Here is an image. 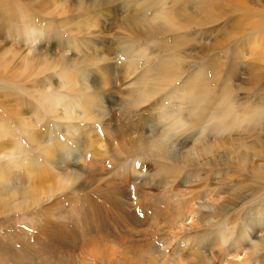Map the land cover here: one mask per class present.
Instances as JSON below:
<instances>
[{"label": "bare ground", "instance_id": "obj_1", "mask_svg": "<svg viewBox=\"0 0 264 264\" xmlns=\"http://www.w3.org/2000/svg\"><path fill=\"white\" fill-rule=\"evenodd\" d=\"M151 2L152 4L149 1L143 3V5L140 6L137 10L130 9V5L127 4L126 10L124 11L123 10L120 11L117 8L118 5H122V4L118 3L117 6L116 4L112 6L111 0H76L77 3L76 7L82 6L84 7V9H86L88 7V6L86 7V5H89V8L92 11L93 9L94 11L95 9H99V11L105 9L108 12V14L112 13L113 18L118 17L117 21L121 24L120 27L122 29H125L133 36V43H138L139 41L157 39L154 43V48L158 55H163V58L159 60L156 69L152 68V66L149 69H147L148 71L153 72L149 76V79L147 80L149 82L148 87L146 86L145 78L141 79L138 77L134 80L136 82L143 81L145 83L144 88H142L144 90L143 93L142 91L134 92L138 95L135 103L136 104L142 103L143 99L147 98V93H151L155 90H160L165 94L164 95L165 98L171 102L172 106H176L177 109L179 107L182 113L186 111L190 115L191 113H193L191 117L195 118V120L189 123L186 122L185 123L186 127H184V129H182L179 132L177 131L175 134L170 136L169 134L165 133V130L163 128H161V131H159L158 129H152L150 126H149L151 129L150 132L145 131L142 133L143 131L142 123L140 119H137L136 117L137 120H133L130 123L119 124L117 128L115 127L111 128L112 129L111 138H112V142H114V139L118 141L117 148L119 150H124L125 148L140 150L143 151V153H148L149 154L148 157H152L153 159H155V163L157 165L154 163L153 166L154 174L155 173L159 174V176H162V178L165 180L170 179L172 184L185 187L184 190H180V191L177 190L174 192V195L173 194L172 195L178 200H186L188 208L184 210L183 206L181 207V205H176L174 206L176 207V211H174L173 213H171L170 211V213L167 214L166 208L164 207L163 203L158 204L156 207H154V204L149 202L157 196L156 194L152 193L151 191L142 189L138 186L136 187L134 186V188L130 187L128 184V186L130 187L129 189L128 188L124 190L118 189L117 192L112 193L111 198L114 202V205L109 204L107 201L109 199L107 198H102L105 201L102 200L101 203L99 202L95 203L93 202V200H88L89 198L86 201L82 202L80 198L81 205L78 208H74L72 211L70 210L71 211L70 213H66V216L68 217V220L70 221L71 225H66V226L62 225L64 223L63 222L60 223V221L58 223H55L54 221L52 222V219L49 220L50 215H47V212H45L47 210L46 208H44L42 211L39 210L41 214V218L42 220H45V223L44 225L41 224L38 227L37 232L35 233V237H34L36 240L35 242L38 243V247L40 248L38 250L47 251V253H51V251H53L52 250L53 248L59 249L65 255L73 257L72 262H70L69 264H131L134 262V260L132 259L134 254L135 255L136 253L152 254L154 252L158 253L161 259H165V261H168V263L166 262L167 264H188V263L189 264H259V261H261L260 256L261 254L263 256L262 252H264V225L259 226V224L257 223L255 224L251 221H247L245 217L240 218L238 220V216L241 215H238L236 217L237 214L235 213L236 210L238 213L242 212L244 205L248 204L246 203L247 200L246 196L243 194V189H242L243 187L236 186L234 188H238L239 191L236 192V189L232 188L235 191L233 192L232 189H228L227 187L221 185L223 183H218L216 185H213L211 183L208 184V181L206 179L203 182L202 179H197L196 182L198 183L199 186L196 187L197 184L196 183L193 184V182H191L188 179L190 178L191 174L187 178V180L189 181H185L184 185L183 183H181L182 179L181 180L179 179L181 176L182 169H185L186 167L195 166V168L196 167L203 168V166L204 167L209 166L208 169H211L213 167L215 168L216 166L217 167L226 166L230 164L229 160H231V158L233 157V153L237 154V156H240V158L238 159L239 162L244 163V165H246L245 162L247 161L245 159L246 157L243 158L244 156L242 155L244 152L245 153L247 152L246 151L247 149L254 150L256 158H258L261 161H264L263 137L258 138V136H256L257 137L256 141L253 142L251 147L247 148V146L243 142H238L237 140L236 142H231L229 135L232 131L238 130L242 126L246 127V124L244 125V123H247L248 121H253V126H251V129L257 128V124H255V122L260 121L261 118L263 117L262 109L258 110V108H256L251 111H243L240 113V115L239 114L236 115L237 111L233 107L234 104H232L234 102L232 98V91L228 83V79L223 81L222 84L224 88H222L220 90V93L217 94L215 93L211 80L208 78L209 76L207 77V70L208 69L210 70V68H212L215 64V62L213 60H210L209 58H206L203 64H199V67H197L191 75L185 77L183 76L184 73L183 71H185L187 68L183 69L180 49L184 47V43H183L184 39L183 36H180L179 34L187 31H191V29L194 28L205 27L207 26L206 24H208L209 21H213L214 19L213 11L216 8L215 0H151ZM0 3L2 5V7L0 8L4 9V13L0 16V31L6 30L8 33L10 32V30H13L15 36L11 35L10 39L14 43L15 42L25 43L27 40H30L31 44H33V42L36 39H39L42 34L48 35L49 32L47 30L49 29L46 28L51 29L53 23L51 21L50 23L47 21L48 23L47 26H43V25L39 26L38 24L35 23V21L41 20L42 18L44 19L46 16L50 15L51 13L54 15L53 17H55L56 10L59 8V5L57 9L55 8L57 5L55 3L56 5H54L55 7L53 6V8L56 10L48 11V9H50L52 5L48 4V6L45 7L42 3L35 2L36 4H32L34 5L33 10L36 12V14H38V16L35 17V13L31 14L29 12H25L27 10L24 11L23 9H20L19 8L20 6L19 7L13 6L6 0H0ZM140 3L141 0H136V4H140ZM62 7L64 9V6ZM68 7L69 6H67V8ZM67 8L64 9L65 12L63 11L62 8L59 10L60 12L62 10V13L60 14L61 16L69 12V10L66 11ZM77 9L80 10L81 12L84 11V9H82L83 11L79 8ZM85 11H88V9ZM91 14H93V12ZM32 16L35 17V20L33 18L34 22L32 20ZM86 20L83 23V25L87 22ZM93 21L91 20V23H95ZM64 22H66L65 19ZM34 23L39 28V31L35 27ZM231 26H232L231 28L235 30L234 34L232 32L231 33L233 35H231L230 32H229L230 34L228 32H224L225 35L223 37L225 44L226 43L230 44L233 43L234 41L236 42L240 37H237V34L235 35V32L236 33L239 32L240 34V32L247 26L253 29V31L257 29L258 30L264 29V20L263 21L259 20L257 22H249L246 20V22H241V20L237 19L236 21L234 20L231 22ZM85 27H88L87 24ZM89 27L86 29H89ZM95 27L99 28V24L96 25ZM86 29L85 31H88ZM90 33L91 32H89L88 35ZM56 34L57 33L53 35L55 36ZM95 34L100 35L101 33H99L98 30V32L97 33L95 32ZM169 34L172 35L171 37L173 39L170 46L164 44L163 39L159 38L161 36H166ZM71 42L72 41H69V44H73ZM97 43L99 44V42ZM243 45L246 44H241L239 49L242 48ZM213 49L214 48H212V50ZM44 50L45 49H43V51ZM2 51H4V49ZM238 52L239 51L237 50V53ZM44 53H48V52H44ZM64 54L65 52L59 51V53H54L51 56H48L46 54L43 57H37L36 61H38L37 64L39 65L40 68L31 71V76H29L33 78V85H30V88H27L26 82L21 81L22 83L25 84V90L20 89L21 91L17 93L15 92L18 95L20 94L19 97L20 99L13 100L14 103L13 101L11 102L8 100H0V130H1L0 142L4 141V139L7 138L6 133L2 131V129L6 128V125L19 127L26 142L25 145L14 144L12 146L11 145L9 146L7 141L6 142L7 146L3 148V150H5L4 157H6L8 160L7 162H5L7 166L2 170V172H0L1 173L0 181L2 180L1 187L4 189V190H0L2 191L0 192V195L2 194L4 195L3 197L4 199L2 202L4 206L9 205L7 203L10 202L14 203L17 201L19 202L13 205V207L19 209L20 208L29 209L31 208V206L32 208H34V206L38 204L40 206L45 202L52 200L50 198H55L57 195L63 192L61 187L53 186L55 184V179L62 180L61 178L67 179L65 183L67 187L66 186L65 187L69 191L73 187L72 184H75L73 182L76 181V185L73 189H76L77 191L79 190L80 192L85 193L87 196L90 194L92 198L94 194L99 193L100 188L98 189V185L101 184L99 183L100 182L99 175H101L102 177L103 174V173L99 174V170H100L99 160L101 157L103 158L104 155H102L101 157L97 156L99 157L98 159H96L95 157L97 154H101L103 151L101 153L94 152L92 143L89 140V138L86 139L87 137H82L79 133V130L82 128H86L87 126H83V125H86L88 123L89 124L95 123L96 126L99 127V116H102L101 114L99 115V93L101 92L102 86H107V85L113 86V83L112 82L110 83L111 79L107 78L108 76L107 73L109 72L110 66L107 65L103 66L102 70L103 69L104 70L101 73H103L104 76H102L101 78H99L100 67L98 66L97 69L98 74H95V78H93L91 83H89V85L91 86L88 85V81H89L88 76L84 74L76 73L73 75L74 78L71 76L69 77L66 76L64 78V81L61 82L58 81V83L52 81V85H54V87H52L51 85L46 87V85L44 84L45 80L51 79L50 77H47V75H50L48 74V71L50 70L51 67H54L55 63L62 66L65 65L68 66L70 63L73 62L72 59L70 61V59ZM4 56H6V54L3 55V57ZM3 57H0L2 58L0 59V61L4 60ZM35 57H36L35 54H32L31 57H29L28 54L22 57L23 58L22 60H25V62L23 61L21 66L23 67V69H25V71L29 69L28 60L34 59ZM96 59L99 58L97 57ZM103 59L105 58L103 57ZM49 60L53 61L52 65L47 63V61ZM7 71H9L10 73V70ZM5 73L8 74L7 72ZM256 73H257L256 68L251 67V69L249 70L250 81H251L250 83H253L254 81L256 82V79L259 80L258 74ZM232 74H233L232 71H230L229 77ZM52 76L54 78V75ZM70 77L73 79H71ZM1 80H5L4 83L13 82L15 78L12 75H9L8 77H4V75H1L0 81ZM134 81L132 82V85L135 84ZM21 82L19 79L18 86L19 84H21ZM162 84L163 86L160 87ZM117 87L119 88L121 87V85L120 86L118 85ZM0 88L4 89L5 86H0ZM121 89L122 90L124 89L125 91V88L121 87L120 90ZM130 91L133 92L132 90ZM29 93H31L32 96L35 94V96L38 98V101L36 102L37 104L35 103V107L37 106L38 108L42 106L44 114L41 113L38 115V113L35 112V110L33 109L32 105L30 106L29 104L28 106L26 105L27 107L24 113L22 109L19 110L17 109L19 105L21 106L23 105L24 107V105L27 104L23 101L24 99H21V95H23L24 98L25 95L29 96ZM167 93L173 94L174 98L172 97L167 98L166 96ZM12 94H14V92ZM113 94L115 95V92ZM78 96L79 98H81L80 96H83L84 99L83 102L85 101L84 104H88L91 110L90 111L91 116H89L90 114L87 115L86 111L84 110L85 108L82 107V102L80 105ZM121 97L119 99H121ZM163 103L165 102L163 101L160 102L157 108L164 109ZM101 107H103V105H101ZM26 113L30 114V118H27V116H25ZM149 114L151 113L149 112ZM33 115L36 116L32 118ZM31 119H33L32 122L30 121ZM163 119H164V115L158 116V121ZM229 119L231 120L229 121ZM39 125L42 127L43 130L45 128L46 129L49 128L50 131L52 128L60 129L65 138H63L62 141L57 140L58 141L57 143H55L53 139L48 138L49 136L46 137L48 138L47 140L46 139L42 140L41 137L44 135L42 134L41 136L40 132L35 131L33 129L34 127ZM106 126L108 128L111 125L109 126V124H107ZM104 130L105 129L103 128V131ZM200 130H202L201 133L203 132L204 139L210 138V134L216 135L215 137L218 139L217 140L218 143H212L207 140L201 142L200 140L201 134L198 133V131ZM96 132L98 131L96 130ZM104 133L108 134V131ZM180 137L182 138L185 137V139L186 138L193 139L190 150L185 149L186 144L175 143L176 142L175 140L179 139ZM103 142L102 144H105V141ZM30 145H32V147L36 149V150L33 149V151H38L39 155L41 156L40 159L38 158L39 160L30 158L29 163L24 160L23 162H21L20 160L19 162L18 160H14V161L12 160L10 162V157H14L15 155L24 157V159H29L28 157L31 156V153L29 152V148H31ZM105 145H101V146H105ZM3 150L2 148H0V152H3ZM86 153L92 154V156L94 155L95 157H93V159L90 158L91 160L87 162L84 158ZM219 154H220V161L218 162V164H216L214 162L215 156ZM200 160H202V162H199ZM101 162L103 161L101 160ZM232 163L234 164L235 161H233ZM32 164H34L33 168H31L30 166ZM86 164L87 167H89L88 169L86 168ZM17 166L19 168H22L23 171L17 173L18 177L20 178V181L16 182L14 178H16L17 175L13 178L11 175V170L12 169L18 170L19 168L17 169ZM102 168L104 169V167ZM255 168H257L258 170L256 172L258 174L257 177L261 179L263 169L258 167ZM239 170H240L239 171L240 174V172L242 171L241 169ZM89 172L90 174L87 175ZM217 172H215L214 175L216 174L217 176L218 175ZM85 173L87 176L85 175ZM80 179L82 180V185H80ZM219 179L226 180L227 178L223 176V177H219ZM119 181L122 183L126 182V180H124V182L122 180ZM102 182L104 183L106 181H102ZM59 183H61V181ZM203 183L205 184V186ZM257 184L259 183L257 182ZM63 185H64V181H63ZM114 185L115 184H113L112 187H114ZM187 185L190 186V188H188ZM194 187L196 189H192ZM263 188L260 191V187H258L255 193L253 194L254 197L257 194H261L262 192L264 194ZM65 191L66 189L64 190V192ZM51 207H53V204L51 205ZM149 210L151 211L150 214H148L147 212ZM53 211L55 212V210ZM54 212L52 213L53 215ZM246 214H248V212ZM53 215L52 217H54ZM61 218L64 219L63 217ZM108 218H110L114 222V224H116V226L118 225L121 228H123V230L127 234H131L134 237L132 241H134L137 245L129 246L130 242L128 240L125 241L127 244L125 245L122 240L116 241L115 237H114L115 241L113 240L107 241L108 238L106 236H102L103 232H100L99 230L101 228V224L103 223L109 224ZM75 222H78L79 224ZM232 222L233 223L239 222L238 236L235 231L236 236L234 240H232V236H234L232 235V229H233L232 228L233 224L231 225ZM15 229L18 230L17 228ZM80 229L82 231H80ZM198 231H201V235L197 234ZM82 232L87 233V235L86 234L82 235ZM78 233L84 237L85 236L88 237V239L82 242L81 244H79L80 237H77ZM117 234L120 235L119 233ZM123 235H120V237L122 236L121 238H124L125 236L123 237ZM177 239L179 242H176ZM171 240L172 243L174 242V245H172V243L170 245L169 241ZM100 241L101 242L104 241L108 243V245L115 242L116 245L118 246L119 251L118 252L114 251L116 252L114 254L104 253L102 257L100 258L97 257L96 260L88 259L87 251L89 249L96 250V247L99 246V243L102 246ZM157 244H161L162 248L163 247L165 248V246L170 245V249H168L169 251H167V254L165 253L166 255L160 253L161 248L159 249L160 250L159 252ZM175 244H178L177 248L181 246L180 248H184V249H186L187 248L186 245H188L187 250H189V246L192 244L191 248L195 251H192L190 255L186 253L185 257L183 256L184 252L182 253V255H180L181 252L180 254L178 253L175 254L176 252ZM204 245H206L204 252L196 250ZM106 246L107 245H105L104 247ZM84 249H88V250H84ZM20 250L18 252H20ZM102 250L105 252L104 248L100 249V251ZM166 250H164V252H166ZM76 251H80L81 254L75 256L77 254ZM24 256L26 257V255ZM140 256L142 257V255ZM188 258L192 259L190 260L191 262L187 260ZM35 260L37 261V259ZM53 260H55V258ZM186 261H188V263ZM33 262L35 261L33 260Z\"/></svg>", "mask_w": 264, "mask_h": 264}, {"label": "rangeland", "instance_id": "obj_2", "mask_svg": "<svg viewBox=\"0 0 264 264\" xmlns=\"http://www.w3.org/2000/svg\"><path fill=\"white\" fill-rule=\"evenodd\" d=\"M6 1H8L13 6H16V7L20 6L19 8L23 9L24 11L27 10L25 12H29L31 14L35 13V17H37L38 14H36V12L33 10L34 5H32V4L42 3L45 7L48 6V4H50L52 6L50 7V9H48V11H52V10L55 11L57 9L58 5H59V8L56 10V14H55L56 18L53 17L54 15L51 13L50 15H48L50 18L48 16H46L44 19L42 18L43 21H42V19L35 21V23L38 24L39 26H42V25L47 26L48 25L47 21L49 23L51 21L53 23V26L51 29L46 28V29H49V30H47L49 32L48 35L42 34L39 39H36L33 42V44H31L30 40H27L25 43H21V42H19V43L15 42L14 43L10 39L11 35L15 36V33L13 30H10V32H8V33L6 30L0 31V33H2V34H0V57H3V55L6 54V56L3 57L4 60L0 61V76L4 75V77H8L9 75H12L15 78V80L13 82L4 83V81L7 78L5 80L0 81V86H5L4 89L0 88V100H8V101L12 102L15 99H20L19 98L20 94L18 95L16 93L21 91V90H25V84L22 83L21 81L26 82V85H27L26 87L30 88V85H33V78L29 77V76H31V71H34V69L40 68L39 65L37 64L38 61H36V58L37 57H43L46 54L48 56H51L54 53H59V51L65 52L64 55L67 56L70 59V61L72 59L73 62L70 63L68 66L65 65L66 67L62 66V65H58L57 63H55L54 67H51L50 70L48 71V74H50V75H47V77H50L51 79L45 80L44 84L46 85V87H48L50 85L52 87H54V85H52V81L57 82V83H58V81L59 82L64 81V78L66 76L67 77L71 76L74 78L73 75L76 73H80V74H84V75L88 76V79H89L88 85H89V83H91L93 78H95V74H98L97 73L98 66L100 67L99 68V78L104 76L103 73H101V72H103L104 69L102 70V68L105 65L110 66L109 72L107 73L108 74L107 78L111 79L110 83L112 82L113 86H111V85L102 86L101 92L99 93V115L100 114L102 115V116H99V127L96 126L95 123H91V124L88 123L86 125H83V126H87L86 128H82L79 130V133L82 137H87L86 139L89 138V140L92 143L94 152L101 153L103 151L101 154H97L96 157L94 155L92 156V154H89V153H86L85 157H84L85 160L88 162L89 160H91L90 158L93 159V157H95L96 159H98L99 157L104 155L103 158L101 157L102 159L100 158V160H99V169H100L99 174L103 173L102 177H101V175H99V180H100L99 183H101V184L98 185V189L100 188V190H99L100 194L99 193L94 194V196L92 198L90 194L87 196L85 193H82L79 190L77 191L76 189H73L76 185V181L73 182L75 184H72L73 187L69 191L66 188L67 186L65 184L67 179L61 178L64 181V185H63L62 180H56L55 179V184L53 186L61 187L63 192L60 193L59 195H57L55 198H50L52 200L45 202L46 203V204L44 203L45 205L42 204L39 206V204H38V205L34 206V208H32V206H31V208H29L30 210L27 208H20L19 209V208L13 207V205H15L19 201L14 202V203L10 202V203H7L9 205L4 206V204L2 203L3 199H4L3 198L4 195L3 194L0 195V264H54V263L55 264H69L70 262H72L73 257L65 255L59 249L53 248L52 249L53 251H51V253H47V251L38 250L40 248L38 247V243L35 242L36 240L34 237H35V233L38 230V227L41 224L44 225V223H45V220H42L41 214L39 211V210L42 211L44 208L47 209L45 212H47V215H50L49 220L52 219V222L54 221L55 223H58L60 221V223L61 222L64 223L62 225H65V226L71 225L70 221L68 220V217L66 216V213H70L74 208H78L81 205V201L82 202L86 201L89 198L88 200H93V202H95V203H98V202L101 203L103 200L102 198H107V199H109V200H107L108 203L111 205H114V202L111 198V195L113 192H117L118 189L124 190L126 188L129 189L130 187L134 188V186L135 187L138 186L142 189H145L147 191H151L152 193L156 194L157 196L149 202L153 203L154 207H156L158 204L163 203L164 207L166 208L167 214H169L170 211H171V213L176 211V207H174L176 205H181V207L183 206L184 210H186L188 208L187 201L186 200H178L173 196L175 191L184 190L185 189L184 186H178L176 184H172L170 179L165 180L162 178V176H159V174H156V173L154 174L153 166L155 163V159H153L152 157H148L149 156L148 153H143V151L134 150V149H130V148H125L124 150H119L117 148L118 141L116 139H114V142H112V138H111V133H112L111 128H114V127L117 128V126L119 124L130 123L133 120H137V119H140V121L142 123V126H143L142 133L145 131L150 132V130H151L150 127L152 129H158L159 131H161V128H163L165 130V133L169 134L170 136L175 134L177 131L179 132L182 129H184V127H186V124H185L186 122L189 123V122H192L195 120V118L191 117V115L193 113H191V115L189 113H187V111L182 113L180 111L179 107L177 109L176 106H172L171 102L165 98V96H164L165 94L163 92H161L160 90H155L151 93H147V98L143 99L142 103H140V104L135 103L138 95L134 92L142 91V93H143L144 90L142 88H144L145 83L143 81L136 82L134 80L138 77L141 79L145 78L146 79V86L148 87L149 82L147 80L149 79V76L153 72L148 71L147 69H149L151 66H152V68L156 69L159 60H161L163 58V55H158L155 48H154V43L157 39H151V40H147V41H139L138 43H133V36L129 32H127L125 29H122L120 27L121 24L117 21L118 17L113 18L112 13L108 14V12L105 9H103L101 11H99V9H95V11H94V9H93V11H92L89 8V5H86V7L88 6L86 9H84V7H82V6L76 7V5H77L76 0H62V2H61V0H6ZM148 1L152 4L151 0H141L140 4H136V0H121V1L120 0H111V2H112L111 5L113 6L116 4V6H117L118 3L122 4V5L117 6L118 10H120V11L126 10L127 4L130 5V9L137 10L140 6L143 5V3L148 2ZM215 1H216V8L213 11L214 12L213 21H209V23L206 24L207 26H205V27L194 28V29H191V31H187V32L179 34L180 36H183V39H184V42H183L184 47H182L180 49L181 50V57H182L181 59H182V63H183V69L187 68L185 71H183L184 72L183 76L185 77V76L191 75L193 73V71H195V69L197 67H199V64H203L204 60L206 58H209L210 60H213L215 62V64L212 68H210V70L209 69L207 70V77L209 76L208 78L211 80L212 86L214 87L215 93H217V94L220 93V90L222 88H224L223 84H222L223 81L228 79V83H229V86H230L231 91H232V98H233V102H234L232 104H234L233 107L237 111L236 115L237 114L240 115V113L243 111H251V110L256 109V108H258V110L262 109V116L263 117L261 118L260 121L255 122V124H257V128L251 129V126H253V121H248L247 123H244V125L246 124V127L242 126L240 129L234 130L229 134L231 142H236V140H237L238 142H243L247 146V148H249L252 146L253 142L256 141V139H257L256 136H258V138L263 137V140H264V29H262V30L257 29V30L253 31V29H251L250 27L247 26L240 32V34H239V32L238 33L235 32V35L237 34V37H240V38H238V40L236 42L234 41L233 43H230V44H228V43L225 44L223 36L225 35L224 32H228V33L232 32L234 34L235 30H233L231 28L232 27L231 22L234 20L236 21L238 19V20H241V22H246V20L249 22H257L259 20L263 21L264 20V0H215ZM61 3H63V4H61ZM54 5H56V7ZM53 6L56 9H54ZM62 6H64V9L67 8V6H69L66 10V11L69 10V12L67 14L65 13L66 15L62 14L63 16L60 15L62 13V10H61V12L59 11L61 8L63 9ZM0 7H2L1 3H0ZM75 7H76V9H75ZM77 8H79L81 10L84 9V11L82 10L84 13L81 12L80 10H78ZM64 9H63V11L65 12ZM87 9H88V11H85ZM92 12H93V14H91ZM3 13H4V9L0 8V16ZM80 13H81V15H80ZM82 15H84V16H82ZM35 17L32 16V20H33V18L35 20ZM51 17H52V19H51ZM64 19L66 20V22H64ZM34 20H33V22H34ZM81 20H84V21H81ZM85 20L87 22L83 25ZM91 20L92 21L94 20L93 22H95V23H91ZM88 22H90L91 25ZM35 23H34V25H35ZM63 24H65V25H63ZM86 24L88 27L90 25L89 29H86V28H88V27H85ZM98 24H99V28H96L95 26ZM81 25L84 27H82ZM35 27L39 31V28L36 25H35ZM68 29H70V30H68ZM85 29L88 31H85ZM98 30H99V33H101L100 35L95 34V32L97 33ZM69 31H70V33H69ZM71 32H72V34H71ZM87 32L88 33L91 32L90 33L91 35L90 34L88 35ZM55 33H57V34L54 36L53 34H55ZM73 33H75V34H73ZM232 33H231V35H233ZM171 36L172 35L169 34L166 36H161L159 38L163 39L164 44H167L170 46L172 41H173ZM70 37H72V38H70ZM69 41H72L71 43H73V44H69ZM97 42H99V44ZM241 44H246V45H243L242 48L239 49ZM212 48H214V49L212 50ZM3 49H4V51H2ZM43 49H45V50L43 51ZM5 50H6V52H5ZM237 50L239 51L238 53H237ZM41 52H43V53H41ZM44 52H48V53H44ZM235 52H236V54H235ZM27 54L29 55V57H31L32 54H35L36 57L34 59L28 60L29 69H27V71H25V69H23V67L21 65H22L23 61L25 62V60H22L23 59L22 57L27 55ZM85 54H86V56H85ZM11 55H12V57H11ZM101 55L106 60L103 59V57ZM97 57L99 59H96ZM0 59H2V58H0ZM1 63L3 66L1 65ZM47 63L52 65L53 61L49 60V61H47ZM4 64L6 65L7 69L5 68ZM9 67H10V69H9ZM251 67L256 68V70H257L256 74H258V79H259V80L256 79V82L254 81L253 83H250L251 81H250L249 70L251 69ZM11 68H13V69H11ZM5 69H6V71H5ZM7 70H10V73ZM230 71H232L233 74L229 77ZM5 72H7L8 74H6ZM5 75H7V76H5ZM52 75H54V78ZM213 76H214V78H213ZM73 78H71V79H73ZM216 78H217V80H216ZM19 79H20L21 84H19V86H18V80ZM133 81L135 84L132 85ZM257 81L259 84L257 83ZM118 85L119 86L121 85V87L125 88V91H124V89L120 90L121 87L118 88L117 87ZM89 86H91V85H89ZM124 86H126V87H124ZM162 86H163V84L160 87H162ZM11 88H12V90H11ZM7 90H9V91H7ZM130 90H132L133 92H131ZM13 92H14V94H12ZM114 92H115V95L113 94ZM118 92H120V93H118ZM117 93H118L119 97H118ZM166 96H167V98H171V97L174 98L173 94L167 93ZM80 97L81 98H79V96H78L79 99L77 98L80 101V105L82 102V107L85 108V109L84 108L83 109L86 111L87 115L90 114L89 116H91V112H90L91 110H90L88 104H84L85 101L83 102V100H84L83 96H80ZM120 97H121V99H119ZM109 98H111V99H109ZM21 99H24L23 101L27 104H25L24 107H23V105L22 106L19 105L18 106L19 108L16 106L18 110L22 109V111L24 113L26 107L29 104L30 106L32 105L33 109L35 110V112L38 113V115L41 113L44 114L42 106L38 107V108H37V106L35 107V103L38 101V98L35 96V94L32 96L31 93H29V96L25 95L24 98H23V95H21ZM259 100H261V101H259ZM159 101L165 102V103H163L164 109L157 108L160 104ZM173 101H175V100H173ZM177 101H179V100H177ZM13 103H14V101H13ZM85 105H86V107H85ZM101 105H103V107H101ZM155 106H156V108H155ZM253 107H255V108H253ZM86 108H88V109H86ZM244 108H245V110H244ZM155 109H157V110H155ZM149 112L151 114H149ZM148 114H149V116H148ZM157 114H158V116L164 115V119L158 121ZM25 116H27V118H30L29 113H26ZM35 116L36 115H33L32 118ZM136 117H137V119H136ZM147 117H148V119H147ZM124 118H126V119H124ZM153 118L156 120V122ZM121 119H123V120H121ZM144 119L145 120L147 119L146 120L147 122ZM148 120H150V121H148ZM151 120L152 121L154 120V121L152 122ZM230 120L231 119H229V121ZM30 121L32 122L33 119H31ZM107 124H109V126L110 125L111 126L107 128V126H106ZM155 124H157V125H155ZM103 125H104V127H103ZM93 128L95 129V131ZM103 128L105 129L104 131H103ZM33 129L35 131L40 132L41 136H42V134L44 135L41 137L42 140H45V139L47 140L48 138H51L54 140L55 143H57L58 142L57 140L62 141V139L65 138L60 129L52 128L51 129L52 133H51L49 128H47V129L45 128L43 130L40 125L34 127ZM96 130L98 132H96ZM2 131H4L7 135V138L4 139L5 142L4 141L0 142V144L2 146V147L0 146V148H2V150L5 146H7V144H6L7 141H8L9 146L10 145L12 146L14 144H24V145L26 144V142L24 140V136L21 133V130L19 129V127H13L11 125H6V128L2 129ZM107 131H108V134L104 133ZM201 131L202 130L198 131V133L201 134V136L199 135L201 138L200 139L201 142H204L207 140V141L212 142V143H218V141H217L218 139L215 137L216 135L210 134V138L204 139L203 132L201 133ZM96 134H98V135H96ZM239 134H241V135H239ZM46 137H48V138H46ZM99 137H101V138H99ZM102 137H104V138H102ZM107 139H108V141H107ZM192 140L193 139H191V138L185 139V137H183V138L180 137L179 139L175 140L176 141L175 143L186 144L185 149L190 150L191 146H192V142H193ZM103 141H105L106 145L102 144ZM101 145H105V146H101ZM30 147L31 148H29V152L31 153V156L28 157L29 159H24V157H20L18 155H15L14 157H10V162L12 160L13 161L18 160V162L20 160L21 162H23V160H24V161H27L29 163L30 158L39 160L41 158V156L39 155L38 151H33V149H35V148H33L32 145H30ZM98 150H99V152H98ZM246 151L247 152L246 153L244 152L242 155V156H244L243 158L246 157L245 158L247 160V161H245L246 165H244V163L239 162L238 159L240 158V156H237V154L233 153V157L231 158V160H229L230 164H228L226 166H221V167L216 166L215 168L213 167L211 169H208L209 166H205V167L203 166V168H197V167L195 168V166L186 167L185 169H182L181 176H180L179 180L182 179L181 183H183V185H184L185 181L190 180L191 182H193V184H195V183L197 184L196 187L199 186L198 183L196 182L197 179H202V182L205 181V179H206L208 181V184L211 183L213 185H216L218 183H223L221 185H223L224 187H227L228 189H232L236 186H242L243 187L242 188L243 194L246 196V199H247L246 203H248V204L244 205L242 212L238 213L236 210L235 213L237 215L236 214L235 215H236V217L238 215H241V216H238V220L240 218L245 217V219L247 221H251L255 224L257 223L260 226V225H264V194L262 192L261 194L255 195V197L253 194L255 193V191L258 187H260V191L264 187V175H263L264 174V161H261L258 158H256L254 150L247 149ZM4 153H5V150H3V152H0V172H2V170L7 166L5 162H7L8 160L6 157H4ZM97 156H99V157H97ZM101 160L103 162H101ZM219 161H220V154L215 156L214 162L216 164H218ZM233 161H235L234 164L232 163ZM199 162H202V160H200ZM238 163H239V165H238ZM138 165H139V167H138ZM30 166H31V168H33L34 164H32ZM102 167H104V169ZM238 167L242 171V172H240V174H239L240 170L238 169ZM255 167L263 169L261 179L257 177L258 174L256 172L258 170ZM18 168L19 167L17 166V169ZM86 168L87 169L89 168V167H87V164H86ZM21 169L22 168H19L18 170L12 169L11 170L12 177L14 178L18 172H22L23 169L22 170ZM132 169H133V171H132ZM215 172L218 173L217 176H216V174L214 175ZM86 173H87V171H86ZM86 173H85V175H86ZM89 174H90V172L87 175H89ZM122 174H123V177H122ZM190 174H191V176H190V178H188V176ZM221 175L225 176V178H227V179L226 180H220L219 177H223ZM183 176L186 178H184ZM17 177H18V175L16 176V178H14L16 182L20 181V178L19 177L17 178ZM104 177L106 180L104 179ZM187 178L189 180H187ZM82 179H83V177H82ZM112 180H114V181H112ZM119 180H122L123 182H124V180H126V182L122 183ZM60 181H61V183H59ZM102 181H106V182L103 183ZM252 181H254L255 183ZM256 181L259 184H257ZM1 182H2V180L0 181V190H4L1 187ZM108 182H110V183H108ZM113 184H115L114 187H112ZM128 184L130 187L128 186ZM60 185H62V186H60ZM80 185H82L81 179H80ZM104 185L105 186L110 185V186L105 187ZM188 185H187V187L190 188V186H188ZM115 186H117V187H115ZM204 186H205V184H204ZM103 188H104V190H103ZM65 189H66V191L64 192ZM108 189H111V190H108ZM192 189H196V188L194 187ZM234 189H236V192L239 191L238 188H234ZM234 189H232L233 192H235ZM102 190H103V192H102ZM0 192H2V191H0ZM100 196H102V197H100ZM159 197L160 198L163 197V198L160 199ZM80 198H81V201H80ZM251 198L252 199L254 198V199L252 200ZM103 201H105V200H103ZM165 202H166L167 206H166ZM249 202H251V203H249ZM52 204H53V207H51ZM50 207H51V209H50ZM22 209H25V210H22ZM48 209L50 210V212ZM244 209H246V210H244ZM53 210H55V212ZM53 212H54V215L52 214ZM147 212H148V214L151 213L150 210ZM247 212H248V214H246ZM37 215H39V216H37ZM52 215L54 217H52ZM61 217H63L64 219H62ZM142 217H143V215H142ZM75 223H78V222H75ZM108 223L109 224H106V223L101 224V228L99 230L100 232H103L102 236H106L108 238V239L105 238V239H107V241L108 240L115 241L114 240V237H115L116 241L122 240L125 245H127L125 242L126 240H128L130 242L129 246L130 245H132V246L137 245L134 241H132V239H134V237L131 234H127L123 230V228H121L120 226H118V225L116 226V224H114V222L110 218H108ZM232 224H233V226H232L233 229L231 228L232 229V235H234V236H232V240H234L236 233L238 236L239 222H237V223L232 222L231 225ZM119 227H120V229H119ZM15 228H17L18 230H16ZM114 230L117 233H119L120 235L124 234L123 237L125 236L124 237L125 239L121 238L122 236L120 237V235H118ZM120 230H121V233H120ZM80 231H82V230L80 229ZM235 231H236V233H235ZM83 234L87 235V233L82 232V235ZM197 234L201 235V231H198ZM82 235L78 233L77 237H80L79 244H81L82 242H84L88 239V237H86V236L84 237ZM102 236H101V238H102ZM126 236L128 239L126 238ZM169 242L171 245L172 240ZM176 242H179L178 239L176 240ZM101 244H102V246L99 243V246L96 247V250L84 249V250H88L87 251V258L88 259L96 260L97 257L98 258L102 257L104 253L114 254V253H116L114 251H117V252L119 251L118 246L116 245L115 242L108 245V243L102 241ZM105 245H107L106 246L107 248L104 247ZM170 245H167V246H165V248L164 247L162 248L161 244H157V247H158V250L161 248L160 249L161 252L159 250L160 253H163L164 255H166L167 251H169L168 249H170ZM172 245H174V242L172 243ZM177 245L178 244H175V248H176L175 254L176 253L180 254V252H181L180 255H182V253L184 252L183 256L185 257L186 253H188L190 255L192 251H195L191 248L192 244L189 246L190 251L187 250L188 245H186V247H187L186 249L180 248L181 246H179L177 248ZM111 247H112V249H111ZM101 248H104L105 252L103 250L100 251ZM205 248H206V245L201 246L200 248H198L196 250L204 252ZM19 250L21 253L18 252ZM164 250H166V252H164ZM213 250H215V249H213ZM29 253H30V255H29ZM76 253L77 254L75 256H78L81 254L80 251H76ZM262 253H263V256L261 254V256H260L261 261H259V264L264 263V252H262ZM145 254H147V255H145ZM24 255H26V257ZM136 255L134 254V256L132 257L134 262L131 264H135V263H137V264H160V263L161 264H167L168 263V261H165V259H161L159 257V254L155 253V252L152 254H150V253L149 254L148 253H136ZM140 255H142L143 259ZM34 258L37 259V261ZM54 258H55V260H53ZM153 259H154V261H153ZM33 260L35 262H33ZM56 260H57V262H56ZM139 260H140V262H139ZM187 260L190 261L192 259L188 258ZM186 262L188 263V261H186Z\"/></svg>", "mask_w": 264, "mask_h": 264}, {"label": "snow or ice", "instance_id": "obj_3", "mask_svg": "<svg viewBox=\"0 0 264 264\" xmlns=\"http://www.w3.org/2000/svg\"><path fill=\"white\" fill-rule=\"evenodd\" d=\"M138 167H139V165H138Z\"/></svg>", "mask_w": 264, "mask_h": 264}]
</instances>
